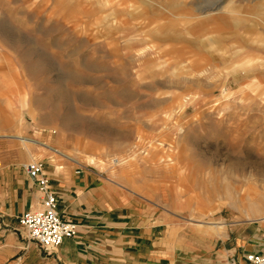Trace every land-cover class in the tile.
Returning a JSON list of instances; mask_svg holds the SVG:
<instances>
[{
    "label": "rangeland",
    "instance_id": "374dc122",
    "mask_svg": "<svg viewBox=\"0 0 264 264\" xmlns=\"http://www.w3.org/2000/svg\"><path fill=\"white\" fill-rule=\"evenodd\" d=\"M52 152L188 241L264 227V0H0V167Z\"/></svg>",
    "mask_w": 264,
    "mask_h": 264
},
{
    "label": "crops",
    "instance_id": "0c3cea01",
    "mask_svg": "<svg viewBox=\"0 0 264 264\" xmlns=\"http://www.w3.org/2000/svg\"><path fill=\"white\" fill-rule=\"evenodd\" d=\"M48 155L44 171L57 211L77 223L78 232L49 253L28 240L18 219L39 208L43 195L25 164L4 162L0 264H246L247 253L264 252V227L227 223L221 232L210 230L209 238L188 241L173 213L140 203L99 171L58 160L63 153Z\"/></svg>",
    "mask_w": 264,
    "mask_h": 264
},
{
    "label": "built area",
    "instance_id": "2783aa9c",
    "mask_svg": "<svg viewBox=\"0 0 264 264\" xmlns=\"http://www.w3.org/2000/svg\"><path fill=\"white\" fill-rule=\"evenodd\" d=\"M26 175L33 180L42 192L39 208L27 210L18 219L19 226L28 240L34 242L42 251L49 253L64 239L73 238L79 225L64 219L57 211V199L49 186V178L42 161L35 160L23 165ZM246 264H264V252L247 253Z\"/></svg>",
    "mask_w": 264,
    "mask_h": 264
},
{
    "label": "bare ground",
    "instance_id": "6f19581e",
    "mask_svg": "<svg viewBox=\"0 0 264 264\" xmlns=\"http://www.w3.org/2000/svg\"><path fill=\"white\" fill-rule=\"evenodd\" d=\"M114 161H116V159H114ZM114 161H112V164H116ZM90 163H93V158L89 159ZM118 162V161H117ZM262 220H264V218H262Z\"/></svg>",
    "mask_w": 264,
    "mask_h": 264
}]
</instances>
